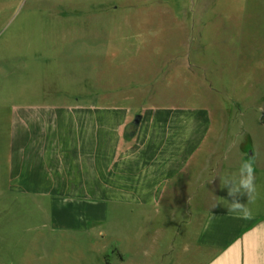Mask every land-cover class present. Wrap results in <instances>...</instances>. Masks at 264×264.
I'll list each match as a JSON object with an SVG mask.
<instances>
[{
    "label": "crops",
    "instance_id": "1",
    "mask_svg": "<svg viewBox=\"0 0 264 264\" xmlns=\"http://www.w3.org/2000/svg\"><path fill=\"white\" fill-rule=\"evenodd\" d=\"M258 100L250 102L263 106L264 96ZM102 102L90 96L11 107L0 198L20 204L0 201V264H91L106 236L111 204L117 214L135 218L133 246L136 227L157 224L146 264L170 260L180 237L182 251L201 256L200 264H264V163L257 164V149L252 145L249 159L256 190L250 199L246 193L237 197L243 210L230 211L232 198L222 181L238 174L243 162L240 156V164H229L228 149L216 154L223 148L205 143L212 131L207 107L137 111ZM134 113L140 114L137 125ZM241 134L252 142L248 128ZM203 148L199 173L188 180L189 164ZM177 181L193 187L179 210L166 211L161 205L168 184ZM117 247L116 261L124 262ZM28 251L34 258L28 259ZM99 256L103 264H113L104 251Z\"/></svg>",
    "mask_w": 264,
    "mask_h": 264
},
{
    "label": "rangeland",
    "instance_id": "2",
    "mask_svg": "<svg viewBox=\"0 0 264 264\" xmlns=\"http://www.w3.org/2000/svg\"><path fill=\"white\" fill-rule=\"evenodd\" d=\"M262 95L264 0H0L1 165L12 106L90 96L137 111L207 107L212 131L204 140L223 148L216 154L229 150L227 162L238 165L240 156L242 162L251 158L253 145L257 164L264 163V104L250 102ZM244 127L251 143L240 135ZM204 148L189 164L188 180L199 173ZM192 187L190 181L169 183L162 209L179 210ZM106 220L91 264H103V251L113 264H146L157 224L136 227L133 246L134 217L117 214L111 204ZM178 244L163 264H200L201 256ZM115 247L123 249L124 262L116 261Z\"/></svg>",
    "mask_w": 264,
    "mask_h": 264
},
{
    "label": "clouds",
    "instance_id": "3",
    "mask_svg": "<svg viewBox=\"0 0 264 264\" xmlns=\"http://www.w3.org/2000/svg\"><path fill=\"white\" fill-rule=\"evenodd\" d=\"M222 187L227 189L228 196L232 198L231 202L228 203L230 211L243 210L244 204H241L237 197L246 193L250 199L256 190L252 161L243 162L238 174L224 177Z\"/></svg>",
    "mask_w": 264,
    "mask_h": 264
},
{
    "label": "water",
    "instance_id": "4",
    "mask_svg": "<svg viewBox=\"0 0 264 264\" xmlns=\"http://www.w3.org/2000/svg\"><path fill=\"white\" fill-rule=\"evenodd\" d=\"M139 120H140V114H136L135 117H134V119H133V124L134 125H137L138 122H139Z\"/></svg>",
    "mask_w": 264,
    "mask_h": 264
}]
</instances>
